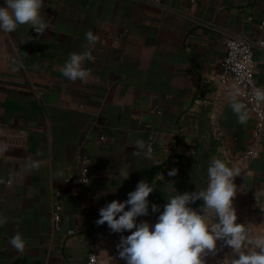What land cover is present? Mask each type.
<instances>
[{
	"label": "crops",
	"instance_id": "1",
	"mask_svg": "<svg viewBox=\"0 0 264 264\" xmlns=\"http://www.w3.org/2000/svg\"><path fill=\"white\" fill-rule=\"evenodd\" d=\"M42 16L51 26L42 35L28 25L0 31V264H86L90 242L105 264H126L112 252L130 232L96 225L98 210L123 202L144 180L155 188L149 214L136 221L154 225L172 191L206 187L213 158L240 170L236 223L250 237L264 235V141L242 158L253 115L247 109L249 120L238 123L228 96L239 86L218 76L228 36L264 37V0H44ZM88 31L98 37L87 46L95 61L83 64L86 80L73 82L61 68L70 53L85 50ZM252 54L254 79L264 87V49L253 45ZM137 139L141 155L133 154ZM170 154L179 157L175 176L166 168ZM84 157L87 184L53 179L61 170L77 174ZM30 160L39 169L26 171ZM17 233L23 252L10 244ZM232 257L218 240L204 259L229 264Z\"/></svg>",
	"mask_w": 264,
	"mask_h": 264
},
{
	"label": "clouds",
	"instance_id": "2",
	"mask_svg": "<svg viewBox=\"0 0 264 264\" xmlns=\"http://www.w3.org/2000/svg\"><path fill=\"white\" fill-rule=\"evenodd\" d=\"M43 8L44 0H4L0 6V31L13 33L19 26L28 25L35 33L42 35L51 27L42 16ZM85 39V50L70 53L61 68L63 76L73 82L86 80L89 71L83 64L85 61H95L87 46L95 44L98 37L88 31ZM233 88L228 96L229 107L237 116L238 123L246 124L249 112L239 97L247 93H242L235 86ZM251 95L257 104L264 103V87L254 88ZM134 146L136 150L133 154L141 155L145 149L144 142L137 139ZM143 154L146 159H151L150 150ZM39 167V161L30 160L25 170L30 172ZM176 174L175 168L168 172L169 176ZM239 174V168L229 167L220 158H213L207 168L206 187L191 193L172 191L173 195L167 199L163 211L151 226L145 221H136L137 217L149 214L147 198L155 188L141 180L127 194L126 200L120 202L114 199L101 207L95 223L98 226L107 224L113 233L130 232L127 236L121 235L116 245L119 258L126 264H205L204 257L216 252L218 240L224 241L232 250L233 257L229 264H264V235L250 237L244 225L236 223L237 215L232 202L237 186L233 180ZM63 175L62 170L57 171L53 173V179H60ZM160 179L163 180L161 174ZM80 181L85 184L89 182L84 173ZM166 187L167 190L174 188L171 184ZM197 200H202L199 210L189 207ZM151 208L153 212L158 211L156 204H152ZM5 222L0 218V224ZM10 244L18 252L24 251L25 244L19 233L11 238ZM249 246L251 250H247Z\"/></svg>",
	"mask_w": 264,
	"mask_h": 264
},
{
	"label": "built area",
	"instance_id": "3",
	"mask_svg": "<svg viewBox=\"0 0 264 264\" xmlns=\"http://www.w3.org/2000/svg\"><path fill=\"white\" fill-rule=\"evenodd\" d=\"M260 26L264 27V20L261 21ZM253 45H257L264 49V37H259L253 41L244 36H228L225 39L224 55L218 62V76L220 80H233L239 86L242 93H247V95L240 96L239 99L246 104L247 109L252 113L254 124L251 133V144L242 153V158L245 160L255 156L259 152L261 143L264 141V103L257 104L251 95L254 88L262 87V85L257 83L254 79L256 61L252 54ZM9 144L14 146L17 143L12 141L9 142ZM166 162V168L168 171L173 168L177 170L179 157L176 154H170ZM83 173L84 176L89 179L90 167L88 157H84L82 159L77 174H67L62 177V184L82 183L80 181V176ZM60 192L61 191L59 189H56L54 194L58 195ZM60 208V202L56 200L51 215L54 224H56L60 219ZM71 231L72 230L70 229L68 232ZM112 255L119 258L117 248L113 249ZM86 264H105L103 259L98 254L95 242H90L88 245Z\"/></svg>",
	"mask_w": 264,
	"mask_h": 264
}]
</instances>
